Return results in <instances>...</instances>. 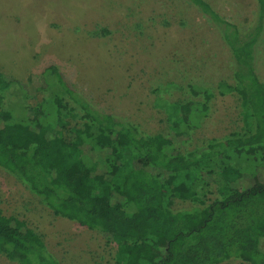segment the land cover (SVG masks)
<instances>
[{"label": "trees", "instance_id": "1", "mask_svg": "<svg viewBox=\"0 0 264 264\" xmlns=\"http://www.w3.org/2000/svg\"><path fill=\"white\" fill-rule=\"evenodd\" d=\"M181 1L208 17L230 51L235 83L219 85L218 92L238 95L241 132L181 152L209 112L211 90L189 84L199 100L170 102L163 91L178 86L157 88L154 100L166 113L168 132L150 133L93 106L50 64L43 73L54 82L30 74L23 88L27 94L44 87L58 92L21 117L4 107L3 92L15 81L0 73V167L54 215L102 232L116 245L113 264H217L231 258L264 264V81L256 64L264 0H255L247 30L207 0ZM210 181L220 196L207 202L200 191ZM173 197L193 207L174 211ZM0 254L17 264H61L25 220L1 212Z\"/></svg>", "mask_w": 264, "mask_h": 264}, {"label": "rangeland", "instance_id": "2", "mask_svg": "<svg viewBox=\"0 0 264 264\" xmlns=\"http://www.w3.org/2000/svg\"><path fill=\"white\" fill-rule=\"evenodd\" d=\"M207 1L242 30L251 25L255 0ZM50 64L93 106L150 133L168 132L166 113L154 100L157 88L169 82L179 87L163 91L170 102L199 100L189 84L211 90L209 112L200 126L191 129L181 152L242 131L238 95L218 92L219 85L235 83L230 51L208 17L181 0H0V73L15 81L3 92L4 107L21 117L56 94L54 87L30 94L23 88L30 74L54 82L43 73ZM256 64L264 81V32ZM239 165L245 168L247 163ZM200 194L207 202L220 196L213 181ZM170 207L183 211L193 204L173 197ZM0 212L25 220L61 264L114 262L116 245L102 232L54 215L1 167ZM0 264L17 263L0 254ZM217 264L248 263L231 258Z\"/></svg>", "mask_w": 264, "mask_h": 264}]
</instances>
